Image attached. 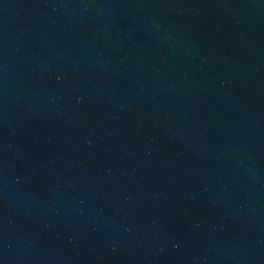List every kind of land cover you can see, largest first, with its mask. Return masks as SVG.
Masks as SVG:
<instances>
[{"label": "water", "instance_id": "water-1", "mask_svg": "<svg viewBox=\"0 0 264 264\" xmlns=\"http://www.w3.org/2000/svg\"><path fill=\"white\" fill-rule=\"evenodd\" d=\"M0 264H264V0H0Z\"/></svg>", "mask_w": 264, "mask_h": 264}]
</instances>
